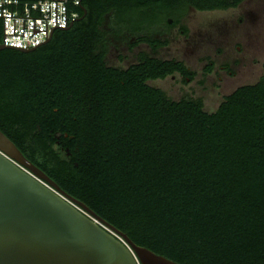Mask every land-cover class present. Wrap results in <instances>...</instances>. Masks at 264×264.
Listing matches in <instances>:
<instances>
[{"label": "trees", "instance_id": "obj_1", "mask_svg": "<svg viewBox=\"0 0 264 264\" xmlns=\"http://www.w3.org/2000/svg\"><path fill=\"white\" fill-rule=\"evenodd\" d=\"M241 1L69 4L78 19L47 43L0 50V131L136 245L179 264H264V63L257 81L206 111L200 98L174 100L147 83L191 79L183 62L142 55L111 67L97 46V22L110 9L143 23L163 6L225 10Z\"/></svg>", "mask_w": 264, "mask_h": 264}, {"label": "water", "instance_id": "obj_2", "mask_svg": "<svg viewBox=\"0 0 264 264\" xmlns=\"http://www.w3.org/2000/svg\"><path fill=\"white\" fill-rule=\"evenodd\" d=\"M74 21L68 27L56 25L55 9L54 27L67 29ZM52 29L40 43L51 39ZM35 31L40 30L33 21ZM36 45H5L4 34L0 50L30 52ZM0 264L179 263L136 245L63 191L0 131Z\"/></svg>", "mask_w": 264, "mask_h": 264}, {"label": "flooded vegetation", "instance_id": "obj_3", "mask_svg": "<svg viewBox=\"0 0 264 264\" xmlns=\"http://www.w3.org/2000/svg\"><path fill=\"white\" fill-rule=\"evenodd\" d=\"M249 1L250 0H243L236 7L229 9L241 8ZM163 7L162 10L164 13L151 11V14L153 13L151 18L143 23L114 15L113 9L102 14L96 26L98 29L97 46L99 51L101 50L104 52L103 61L107 66L127 68L137 63L142 55L159 60H176L183 62L179 59L182 58L189 61L192 59V55L195 52H200L201 48L206 46V51V49H211L210 47H215L226 39L228 22H231V17H228L227 20L220 19L221 23H219L217 17L203 16V19H201L202 21L199 23L203 29H198L194 33H191L187 28L186 21L191 11L211 12L226 11L228 9L200 11L192 5L185 6L184 4L181 7ZM241 13L249 19V21H255L256 19L254 13L249 9H242ZM85 14L86 10L84 9V15ZM239 21H242V19H239ZM236 49L240 50V46H236ZM216 52L215 56H218L222 54L223 50L222 48L217 49ZM168 56L170 57L167 58ZM215 62L216 61L210 56L204 59L202 71L206 76L213 72ZM234 63L239 64L238 62ZM123 64H126V66L123 67ZM207 66H212L210 72L205 71ZM217 69L230 72V65L224 61L219 64ZM168 76L174 82L182 81L183 83H190L195 77L194 75V77L190 79L178 73ZM200 84L202 85V82H200ZM185 96L200 98L183 93L177 100Z\"/></svg>", "mask_w": 264, "mask_h": 264}, {"label": "rangeland", "instance_id": "obj_4", "mask_svg": "<svg viewBox=\"0 0 264 264\" xmlns=\"http://www.w3.org/2000/svg\"><path fill=\"white\" fill-rule=\"evenodd\" d=\"M242 9H249L254 13L255 21H249L242 13ZM203 16H214L219 19L231 17L228 22L226 39L217 46L206 49V46L195 52L192 59L187 61L179 58L184 64L195 72L192 82H174L167 76L164 79L149 80V85L161 88L168 97L177 100L183 93L194 97H200L206 111H213L222 101V97L232 92L243 84H251L257 81L263 73L264 63V0H250L238 9L226 11L195 12L191 11L186 21V26L191 33L203 29L199 24ZM221 19V20H220ZM242 19V21H239ZM240 46V50L236 49ZM223 50L222 54L215 56L217 49ZM210 56L214 59L215 67L210 75L206 76L202 67L204 59ZM168 56L167 58H169ZM230 65V72L218 70L221 62ZM238 62L239 64H235ZM123 67L126 64L122 65ZM202 82V85L200 84Z\"/></svg>", "mask_w": 264, "mask_h": 264}, {"label": "built area", "instance_id": "obj_5", "mask_svg": "<svg viewBox=\"0 0 264 264\" xmlns=\"http://www.w3.org/2000/svg\"><path fill=\"white\" fill-rule=\"evenodd\" d=\"M78 3L79 0H38L20 5L17 0H0L1 44H4V34L5 45L18 46L25 49L45 41L50 34V30L55 26V9L56 25L68 27L70 22L77 17V13L72 11L68 5H77ZM33 21L34 29H39L40 31L33 33ZM55 29L61 30L65 28L54 27L52 31ZM41 44L43 43L36 46Z\"/></svg>", "mask_w": 264, "mask_h": 264}]
</instances>
